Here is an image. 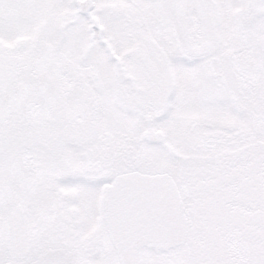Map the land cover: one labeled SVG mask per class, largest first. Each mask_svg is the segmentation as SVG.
I'll return each instance as SVG.
<instances>
[{
    "label": "snow or ice",
    "instance_id": "snow-or-ice-1",
    "mask_svg": "<svg viewBox=\"0 0 264 264\" xmlns=\"http://www.w3.org/2000/svg\"><path fill=\"white\" fill-rule=\"evenodd\" d=\"M0 264H264V0H0Z\"/></svg>",
    "mask_w": 264,
    "mask_h": 264
}]
</instances>
